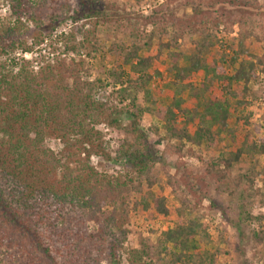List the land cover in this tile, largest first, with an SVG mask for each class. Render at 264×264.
<instances>
[{
	"label": "trees",
	"instance_id": "trees-1",
	"mask_svg": "<svg viewBox=\"0 0 264 264\" xmlns=\"http://www.w3.org/2000/svg\"><path fill=\"white\" fill-rule=\"evenodd\" d=\"M59 1L0 0L9 6L10 12L9 17H0V264H120L119 254L129 234L126 226L132 210H147L153 206L164 217L175 216L176 222L157 236L155 242L140 238L139 248L128 251L130 264H218L220 250L207 249L212 245V236L208 225L201 220L198 206L210 199L209 184H214L231 203L237 199L251 202L257 193L254 186L259 174L253 167L244 170L241 160L246 155L264 154V141L247 142L231 152L230 157L208 161L202 153H195L194 148L213 147L221 132L227 130L229 103L214 97L208 99L210 82L203 80L198 87L193 78L205 72L206 77H212L211 81L242 83L248 93L259 71L264 73V3L231 0L214 5H221L217 8L220 14L227 5L248 15L238 21L243 28L240 38L237 42L232 40L230 49L235 54L229 61V66L235 70L232 75L218 71L219 63L223 66L227 63L224 55L219 63H207L206 54L215 47L214 41L203 37L188 57L169 52L172 43L160 41L169 36L170 29L179 33L174 19L169 17L176 0H165L169 3L167 10L158 17L164 28L158 33L153 31L142 37L132 33L124 42L130 44L126 54L122 41L113 43L123 63L119 65L116 61L109 71L110 86L118 87L122 102L130 100L136 109L127 115L133 124L125 127L119 115L116 117L104 109L100 93H92L82 83L80 72L85 70L84 61L58 59L38 72L15 61L13 54L18 49L31 50L29 38L37 43L67 17L56 15ZM64 2L65 8L72 11L67 18H102L110 14L109 8L98 0ZM188 6L192 9L189 20L208 21L207 18L199 20L207 10L203 0H193ZM252 13L261 20H251ZM158 14L155 11L147 17L153 26ZM224 22L229 28L236 23ZM188 34L193 32L188 29ZM156 37L159 42L154 47ZM249 40L251 45H259L260 53L248 48ZM97 42L91 37H85L79 47L65 42L68 48L65 54L83 47L88 55L95 56L93 54L101 53ZM145 51L149 53L146 57ZM166 51L172 56L168 72L173 75L174 97L170 105L156 109L154 114L164 123L166 148L179 155L189 146L190 156L201 162L206 172L204 180L190 172L181 180L169 176L167 183L175 198V207H167V199L157 198L151 192L157 183L151 166L155 155L149 138L137 126L146 112H153L139 107L138 96L143 93L144 99H148L146 88L153 78L152 65L164 57ZM178 56H183L188 65L181 66ZM185 93L189 101L183 98ZM239 93L231 94L236 97ZM193 102V107L187 106ZM101 123L136 137L132 143L123 141L120 154L114 159L130 164L136 171L128 182L112 179L92 164V157L98 154L110 159L104 135L96 127ZM48 140H59L62 149L54 151ZM133 196L138 199L132 209L129 205ZM238 207V218L245 219L247 224L264 221L263 216L247 214L244 217V205ZM220 208H224V204ZM252 238L261 246L264 230Z\"/></svg>",
	"mask_w": 264,
	"mask_h": 264
},
{
	"label": "rangeland",
	"instance_id": "rangeland-1",
	"mask_svg": "<svg viewBox=\"0 0 264 264\" xmlns=\"http://www.w3.org/2000/svg\"><path fill=\"white\" fill-rule=\"evenodd\" d=\"M98 1L109 8L108 17L67 18L71 17L72 11L65 8L64 0H60L56 6V15L67 17L58 23L56 29L50 34H44L37 43L34 38H29L28 45L32 47L31 50L23 52V49H18L13 57H16L15 61L19 65L30 67L34 72L43 70L58 59L67 58L69 61L73 60L74 63L84 61L86 63L85 70L80 72L84 86L90 88L92 93L99 92L100 97L104 100V109L116 117L119 115L123 119L124 126L129 127L133 124V120L128 118L129 113H134L136 109L130 104V100L122 102L118 94V87L110 86L109 71L114 67L116 61L119 65L123 63L122 56L119 55L120 52L113 43H116L117 40L122 41V44L125 45L122 49L126 54L130 44H124V42L129 39V35L132 33H137L141 37L147 36L153 31L158 33L159 29L164 28L163 23L158 21V17L165 13L169 3H166L165 0ZM218 1L229 3L231 0H212L211 2L203 0L207 10L199 17V20L204 21L203 19L207 18L208 21L205 23L188 19V15L192 14V9L188 5L193 0H176L173 2L172 13L169 17L174 19L175 30H179V33L170 29L169 36L165 40L160 39V41L172 43L169 52L187 57L194 52L195 46L203 37L207 41H214L215 47L209 54H206L207 63L211 64L213 61L219 63L224 55L227 63L224 66L222 62L219 63L218 71L232 75L235 71L233 67L229 66V61L235 57L234 51L230 49L232 40L237 42V39L240 38L243 28L238 21L248 15L239 10L230 9L227 5L223 8V13L220 14L217 12V8L221 5L214 6L218 4ZM256 1L258 5L264 3V0ZM209 3L210 5H208ZM155 11L159 14L156 15L157 21L153 26L147 17ZM9 14V6L0 2V17H9ZM253 15L254 13L251 14V20H261V17ZM224 20L227 23L232 21H236V23L229 28ZM171 23L168 22L169 25ZM188 29L191 30V33L193 32L192 36L188 34ZM85 37H91L93 42L98 41L101 53L97 52L93 54L95 56H90L88 51L81 47L77 52L65 54L68 51L65 42L73 43L79 47L85 41ZM158 42L159 39L156 37L153 42L154 47L158 46ZM248 48L257 53L261 52L259 45H251L250 40L248 41ZM169 52L166 51L164 57L154 61L152 65L150 72L153 78L146 88L149 92L148 99H144L143 93L138 96L139 107L153 112H146L137 126L149 138L151 150L154 151L155 155V162L151 166L153 167V178L157 179V183L151 192L157 198L164 197L167 199V207H175V198L172 196L171 188L167 183L169 176L181 180L187 172H190L199 174V177L204 180L206 172H204L201 162L190 156L189 146L179 155L166 148L167 141L163 140L166 135L164 123L157 114H154L156 109H165L170 105L174 97V87L171 85L173 75L168 72L172 60V56L167 55ZM143 55L146 57L149 53L145 51ZM183 56L177 58L181 66H187L188 63ZM211 78V76L206 77L205 72H201L195 75L193 81L198 87L203 80L210 82L211 91L207 95L208 99L214 97L221 102L228 101L229 121L227 130L221 132L213 147L207 150L203 146L200 150L194 148L195 153L203 154L205 161L223 156L230 157L231 152L236 151L242 145H247V142L262 143L264 141V73L259 71L258 78L249 85L248 93H245L242 83L230 85L229 82L222 83L213 79L211 81ZM234 91H239V96L234 97L231 94ZM183 98L190 100L188 93H185ZM243 100L245 102H241ZM187 106L193 107L194 102L193 105ZM200 109L202 110V108ZM127 115L129 116L127 117ZM96 127L104 135L103 140L107 144L106 154L110 156V159L105 158L103 154L95 155L91 159L93 166L97 171L110 176L112 179L120 178L122 182H128L131 177L135 176L136 171L130 164L125 165L116 162L114 159L120 154L122 142L130 141L132 143L136 137L128 136L125 132H120L106 123H101ZM216 129L217 127L213 128L215 131ZM48 145L56 152L62 149L59 140H48ZM241 167L244 170L253 167L259 174L254 186L257 193L251 202L246 199H237L231 203L226 195L217 190L214 184H209L207 190L210 199H206L198 206L201 220L208 225V231L212 236V245L208 246L207 249L211 251L220 250L218 264H264V243L258 246L252 238L255 233L264 230V221L261 223L253 221L247 224L245 219L241 220L237 216L238 205L242 204L245 210L244 217L247 214H252L254 217H264V204H261V202L264 203V154H255L253 157L244 156L241 160ZM237 173L238 171H235V174ZM200 184L203 183L200 182ZM137 199V196H133L129 208L134 206ZM222 204H224V208H220ZM223 213L226 214L225 218ZM175 222V216L164 217L156 212L154 206L147 210L142 208L137 211L132 210L130 221L126 226L129 234L119 254L120 264H130L128 251L139 248L140 238H150L151 241L155 242L156 237L172 228ZM3 250L6 252L4 248Z\"/></svg>",
	"mask_w": 264,
	"mask_h": 264
}]
</instances>
